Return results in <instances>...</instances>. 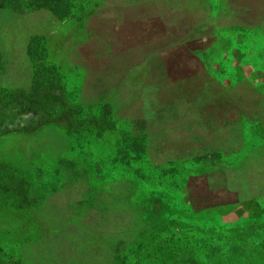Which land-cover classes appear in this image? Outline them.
Instances as JSON below:
<instances>
[{"label":"rangeland","instance_id":"rangeland-1","mask_svg":"<svg viewBox=\"0 0 264 264\" xmlns=\"http://www.w3.org/2000/svg\"><path fill=\"white\" fill-rule=\"evenodd\" d=\"M155 15L142 0H0V96L10 107L50 100L46 94H60L62 99L46 101L54 108L47 118L13 108L0 122V127H14L0 133V164L33 181L35 194L43 192L38 186L47 185L39 181L66 180L71 164L80 165L81 176L93 173L89 166L103 155L101 149L126 142L142 149L144 133H164L163 142L169 143L177 136L197 135L193 139L203 145L198 151L199 176L187 182L193 200L205 199V174L215 166L210 157L217 151L226 153L233 170L241 171L242 182L232 188L240 182L249 187L264 178V99L260 106L249 90L251 85L264 94V37L253 34L245 39L240 47L252 54L239 58L229 52L224 39L217 40L208 49L205 73L201 64L181 58L174 14L162 19ZM257 72L263 80L255 79ZM194 85L202 88L200 93ZM31 90L33 97L23 94ZM90 108L109 126L101 138L87 133L83 139L84 132L76 133V116L89 125L98 123L90 118ZM222 117L229 122L220 127ZM125 130L136 139L108 134ZM258 142H263L262 155L253 150ZM80 143L86 155L79 153ZM154 157L162 159L159 154ZM135 162L143 167L144 156L135 157ZM173 202L154 206L166 211L162 220L137 222L128 236L135 244L122 253L114 251L120 245L109 235L95 230L83 236L47 213L30 219L23 204L3 195L0 264H263L256 237L238 233L224 239L221 232L200 226L202 214ZM255 206L246 205L251 211ZM257 211L264 225V203ZM220 221L213 216L207 223Z\"/></svg>","mask_w":264,"mask_h":264},{"label":"crops","instance_id":"crops-1","mask_svg":"<svg viewBox=\"0 0 264 264\" xmlns=\"http://www.w3.org/2000/svg\"><path fill=\"white\" fill-rule=\"evenodd\" d=\"M136 1L140 0H134V3ZM142 4L155 9L158 15L155 16L159 19L164 18L166 13L174 14V23L180 30L179 38L175 41L182 47L181 58L185 56L201 64L205 73L208 49H211L217 40L224 39L229 52L239 58L244 53L252 54L249 50L242 51L240 47L245 39H250L253 34L259 38L264 37V0H142ZM263 51L264 47L260 49L261 53ZM224 53L225 51H221V54ZM258 78L263 80L261 72L256 73L255 79ZM192 87L201 92L202 88L198 85ZM206 87L209 89L208 85ZM249 90L255 93V101L261 106L259 102L263 101L264 94H258L251 85ZM194 106L198 109L201 107L200 104ZM227 119H218V126L223 127L229 122ZM206 122L209 124V121ZM108 134L122 140L136 139V134L127 130ZM91 136L101 138L105 135H87L90 138ZM140 136L143 139L142 156L145 159L143 167L136 165L135 149L132 144L126 142L125 148L117 143L110 149H101L103 155L97 157L94 167L89 166L94 168L93 173L81 176L80 165L71 164L73 168L68 170L72 173H66V180L39 181V184L47 185L45 189L38 186L37 188L43 191L38 194L33 191V181H27L18 171L24 180V192L20 198L25 207L23 212L30 215V219H35L37 214L47 213L62 220L64 228L78 230L83 236H86L88 231L95 230L109 235L120 245L114 251L123 253L135 244L128 236L135 231L136 223L162 220L166 211L155 209L154 206L170 203L174 199L173 203L186 204L192 213L202 214L200 226L207 227L208 232L219 231L224 239L232 235L239 236L238 233L256 237L257 240L253 239L257 242L256 253L263 252L264 256V225L260 222L262 214L257 211V205L264 203V178H258L255 184L249 187L246 183L241 185L242 174L239 167L233 170L227 161L226 153L217 151L210 157L215 166L209 167L205 174V199L203 200L202 196L200 200L195 197L193 200L187 182L190 178L199 176L198 151L203 145L193 139L197 138V135L177 136L171 143L163 142L164 133L157 136L144 133ZM262 144L263 142H258L254 145L256 155H262ZM78 147L79 153L86 155L83 144L80 143ZM157 154L162 156L161 160H155L154 156ZM100 161H103V164H99ZM230 173H233V176ZM238 181H241L239 187L232 188ZM51 196L56 198L52 203H48ZM214 197L215 200L212 199ZM195 201H201L204 205L195 207ZM247 204L256 205V211L248 210ZM213 216L222 218L223 221L218 223L222 226L207 223L208 218ZM225 217H231L233 221L223 219ZM190 225L195 227L199 224ZM210 245L212 251H215L217 245L213 240ZM227 248L229 250L226 245L225 250Z\"/></svg>","mask_w":264,"mask_h":264},{"label":"trees","instance_id":"trees-1","mask_svg":"<svg viewBox=\"0 0 264 264\" xmlns=\"http://www.w3.org/2000/svg\"><path fill=\"white\" fill-rule=\"evenodd\" d=\"M36 85V84H35ZM34 89V86L33 88ZM34 92V91H33ZM24 95H31L33 97L32 90L24 93ZM60 94L57 95H52V94H46V97L49 98L50 100H44L43 102L38 101L39 104L32 105V104H27V103H21L17 105L16 103L12 105L11 107L8 105V101L5 99H2L3 96H0V122H3V119L6 117H9L10 110L15 108V112L18 113H24V114H30L31 117L38 115L39 117H48L49 114L54 113V108L50 107L46 101H57L61 102L62 99L59 96ZM41 104V105H40ZM44 104V105H43ZM90 107V106H88ZM90 112V118H92L94 121H98V123H92L96 126L89 125L85 123V118H82L79 120L78 116L75 117V123L78 125V130H76L77 134H80V132H84L85 134H103L104 131H106V128L109 126L103 125L102 123H105V121L102 122L101 119H103L101 116L98 117L97 113L93 112L92 108L88 110ZM73 117L75 116L74 113L71 114ZM70 115V116H71ZM29 116V117H30ZM80 116V115H79ZM103 116V115H102ZM105 117V116H104ZM84 120V121H82ZM104 120V119H103ZM14 128V127H13ZM12 128V129H13ZM9 129V127H6L5 125L3 127H0V133L3 131H9L12 130ZM83 133V134H84ZM119 145V144H118ZM124 148L126 145H123ZM129 149L131 146L128 147ZM135 152V157H141L142 156V149H137L134 148ZM24 192V180L23 178L18 174V172L12 168H6L4 165L0 164V197L4 195V198L9 197L12 198L16 204H21V199L22 194Z\"/></svg>","mask_w":264,"mask_h":264}]
</instances>
